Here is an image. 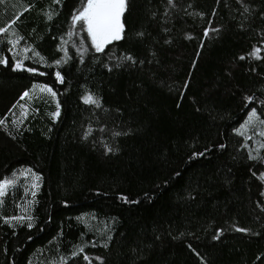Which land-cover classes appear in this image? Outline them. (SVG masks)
<instances>
[{
	"label": "trees",
	"instance_id": "obj_1",
	"mask_svg": "<svg viewBox=\"0 0 264 264\" xmlns=\"http://www.w3.org/2000/svg\"><path fill=\"white\" fill-rule=\"evenodd\" d=\"M243 3L129 0L97 53L81 0H0V264H264V125L240 127L264 111V0Z\"/></svg>",
	"mask_w": 264,
	"mask_h": 264
},
{
	"label": "snow or ice",
	"instance_id": "obj_2",
	"mask_svg": "<svg viewBox=\"0 0 264 264\" xmlns=\"http://www.w3.org/2000/svg\"><path fill=\"white\" fill-rule=\"evenodd\" d=\"M219 2V0H217ZM54 3H59V0H54ZM237 3H240L243 7V10L245 13L249 12V8L243 3V0H237ZM167 4L170 7H175L174 0H167ZM129 8V0H81V5L79 10L74 11L71 16V27L72 28H78L81 32H86V37H83L81 39V46L84 44L85 40L91 41V47L95 49V52L102 53L105 51V47L109 44H111L114 41H120L124 38L125 34V23L122 21V18L125 16L126 11ZM215 14V13H213ZM48 19H51V15L48 16ZM15 21H13V24ZM7 30L5 27H0V33H5ZM212 31H218V29L213 28ZM69 35H72V32L70 30ZM144 34L142 32L137 33V36H143ZM209 35V30H204V36ZM22 39V37L16 38V40L9 39L7 43L9 45H13V47L19 42V40ZM166 43L168 41H165ZM262 47H264V42H262L261 47L253 46L252 51L249 53L250 56L255 57L256 59H261V56L259 53L261 52ZM10 52H12V60L14 61L13 64V71H16L17 69H23L30 73H36L38 70L36 68H23L22 60L17 59V53L13 51L12 48L9 49ZM28 49H23V52H27ZM27 58V57H25ZM112 58L111 56L109 57ZM43 59V58H41ZM239 59L243 60L245 59L244 56L239 57ZM124 62H130L132 64H135L136 61L133 58L132 55H124L121 58ZM9 63L8 58L4 57L2 54H0V65L7 66ZM56 64H60L61 61L57 60L55 61ZM140 63H143V61H140ZM116 67H122V62L118 61L115 65ZM109 71L112 70V68L108 69ZM39 75H45L44 72H38ZM56 79L58 81L62 80L61 74L59 72H56ZM37 85H33V88H36ZM41 89H46L48 92H50L53 97L56 95L55 92H52L51 88H47L46 85H40ZM29 96V92L25 91L23 95L21 96V99H24L25 97ZM86 104H94L97 107L100 106L99 101L95 99L92 95H87L86 97L82 98ZM245 101L251 102L254 100V97L249 95L244 97ZM260 103L264 105V100H261ZM15 107V106H14ZM23 108L24 106L21 105ZM59 114V105L57 104V112L53 113V116H57ZM23 115V113H22ZM261 116H264V111L261 112L260 115H258V111L256 107H251V110L247 113V119L245 120L244 124H241V129H245L253 120L258 121L259 124L264 125V119H261ZM13 123H17V121H13ZM4 121L0 120V125H3ZM91 132V129L88 130V132L85 133V137H87ZM114 135H120V133H114ZM260 136H264V131H261L259 133ZM247 139H251V137H246ZM106 149L108 151H111L110 148H108L107 145H105ZM220 147H224V145H220ZM260 148H264V143L260 144ZM249 160L257 159V157L253 156L251 152H249L248 155ZM260 159H264V157H260ZM31 171L30 169L28 170ZM253 175H256V173H253ZM260 177L264 178V172L260 173ZM39 179V177H37ZM13 181L11 180H4L0 181V196L4 195V191L6 186L12 184ZM264 195V193H262ZM264 210V209H262ZM12 219L19 220V217H13ZM28 227L31 228L32 224L29 223ZM234 230L236 232L241 233H248L250 230L247 228L234 226ZM223 229L217 228L213 239H218L220 235L222 234ZM255 234V233H253ZM107 247V245H105ZM79 252H83V248L79 249ZM77 252L74 251L72 253L73 257L77 256ZM199 255V253H197ZM99 259V258H97ZM259 259V257H258ZM83 260L88 262V264H91V260L87 254L83 255ZM61 264H64L63 260H61Z\"/></svg>",
	"mask_w": 264,
	"mask_h": 264
},
{
	"label": "rangeland",
	"instance_id": "obj_3",
	"mask_svg": "<svg viewBox=\"0 0 264 264\" xmlns=\"http://www.w3.org/2000/svg\"><path fill=\"white\" fill-rule=\"evenodd\" d=\"M24 174H29V173H24ZM27 176H29V178H33L32 180H33V182H34V185H36V183H37V182H36L37 180H35L36 178H35L33 175H31V174H30V175H27ZM31 176H32V177H31ZM13 183H14V182H13ZM34 185H33V186H34ZM8 186H9V185H8ZM8 186H6L5 191L7 190ZM5 191H4V192H5Z\"/></svg>",
	"mask_w": 264,
	"mask_h": 264
}]
</instances>
